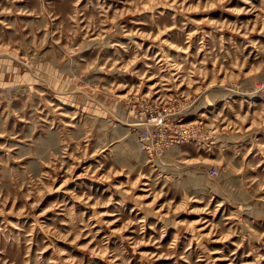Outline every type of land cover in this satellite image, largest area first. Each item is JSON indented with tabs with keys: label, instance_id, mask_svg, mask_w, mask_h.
I'll return each instance as SVG.
<instances>
[{
	"label": "rangeland",
	"instance_id": "374dc122",
	"mask_svg": "<svg viewBox=\"0 0 264 264\" xmlns=\"http://www.w3.org/2000/svg\"><path fill=\"white\" fill-rule=\"evenodd\" d=\"M0 264H264V0H0Z\"/></svg>",
	"mask_w": 264,
	"mask_h": 264
},
{
	"label": "built area",
	"instance_id": "2783aa9c",
	"mask_svg": "<svg viewBox=\"0 0 264 264\" xmlns=\"http://www.w3.org/2000/svg\"><path fill=\"white\" fill-rule=\"evenodd\" d=\"M136 115L134 138L137 149L148 161L159 165L174 147L196 141L206 147H214L217 139L210 132L203 133L199 122L184 121L173 113L147 109ZM212 169L210 175H215Z\"/></svg>",
	"mask_w": 264,
	"mask_h": 264
},
{
	"label": "bare ground",
	"instance_id": "6f19581e",
	"mask_svg": "<svg viewBox=\"0 0 264 264\" xmlns=\"http://www.w3.org/2000/svg\"><path fill=\"white\" fill-rule=\"evenodd\" d=\"M161 82V81H160ZM155 90V89H154ZM127 131V128L125 127L123 130H122V132L121 133H124V132H126Z\"/></svg>",
	"mask_w": 264,
	"mask_h": 264
}]
</instances>
